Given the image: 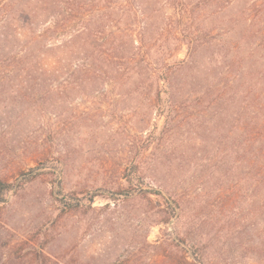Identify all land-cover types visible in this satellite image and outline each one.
Here are the masks:
<instances>
[{
	"label": "rangeland",
	"instance_id": "rangeland-1",
	"mask_svg": "<svg viewBox=\"0 0 264 264\" xmlns=\"http://www.w3.org/2000/svg\"><path fill=\"white\" fill-rule=\"evenodd\" d=\"M166 12L168 30L182 38L185 19ZM194 26L206 37L191 59L172 34L162 38L173 51L168 63L187 61L191 82L171 125L143 85H37L39 75L0 43V180L46 168L0 204V264H264V216L247 184L240 128L197 102L206 91L205 102L239 89L237 119L239 103L264 101V0H217L198 10ZM150 135L158 140L148 147ZM137 161L136 182L162 196L103 195L89 214L61 211L58 184L75 198L106 194L127 185ZM168 200L179 204L177 216Z\"/></svg>",
	"mask_w": 264,
	"mask_h": 264
},
{
	"label": "trees",
	"instance_id": "trees-1",
	"mask_svg": "<svg viewBox=\"0 0 264 264\" xmlns=\"http://www.w3.org/2000/svg\"><path fill=\"white\" fill-rule=\"evenodd\" d=\"M197 1L194 5L192 0H0V43L17 66L22 70L30 68L39 75L35 79L37 85L52 87V84L62 86L71 82L74 89L82 91L109 83L114 86L143 85L159 117L166 119V125H171L178 115L179 102L189 99L179 97L178 93L187 90L191 82H188V74L183 72L187 61L168 63L173 51L169 48V40L162 38L168 32L173 35L172 41L179 44L177 49L187 45L189 59L205 47L206 35L196 31L194 25L198 10L207 9L217 0ZM192 6L194 10L189 9ZM166 9H172L185 19L186 30H182V38L168 30L170 24L167 21L172 19ZM158 46L159 50L155 48ZM64 73L75 79H64ZM208 97L209 91H206L198 99L197 102L201 100L204 105L200 112L226 114L236 128H240L239 147L249 169L247 184L249 188L255 185L254 194L259 198V212L263 217L264 101L256 106L239 103L235 106L239 109V117L235 119L232 115L237 110L232 112L231 106L241 97V90L220 91L216 100L205 102ZM155 140L158 138L150 135L146 140L148 147ZM139 165L138 161L132 163L124 178L127 185L120 184L106 194L96 192L88 198H75L74 194H65L63 186L58 184L56 195L62 198L56 199L61 211L64 214H89L95 211L96 197L103 195L112 201L162 196L161 189L153 186L145 189L136 182ZM41 171L46 168L31 169L13 184L0 180V204L7 202L8 194L16 193L36 180L44 173ZM252 171L254 175L249 179ZM59 175H63V168ZM169 203L175 204L177 216L179 204Z\"/></svg>",
	"mask_w": 264,
	"mask_h": 264
}]
</instances>
